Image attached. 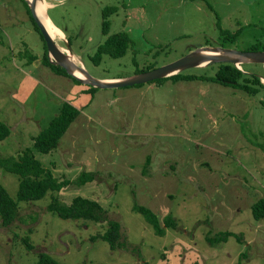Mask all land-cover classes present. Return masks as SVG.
Here are the masks:
<instances>
[{"label":"rangeland","instance_id":"1","mask_svg":"<svg viewBox=\"0 0 264 264\" xmlns=\"http://www.w3.org/2000/svg\"><path fill=\"white\" fill-rule=\"evenodd\" d=\"M46 1L63 34L54 42L68 45L93 76L134 75L199 47L248 51L264 43V0ZM117 33L129 39L125 45L103 44ZM43 54L23 0H0V121L10 130L0 156L29 149L58 181H71L39 200L18 201V175L0 168V185L18 203L10 225L0 218V264H36L41 252L58 264H264V216L251 210L264 199L263 91L166 78L85 92L87 84L44 64ZM246 67L264 71V63ZM63 101L78 115L55 148L40 152L34 137ZM81 172L93 179L75 184ZM76 196L98 201L119 222L120 247L90 239L106 220L62 219L47 208L53 197L68 205ZM135 204L161 225L169 215L175 226L155 234ZM225 231L239 240L232 234L210 243Z\"/></svg>","mask_w":264,"mask_h":264},{"label":"trees","instance_id":"2","mask_svg":"<svg viewBox=\"0 0 264 264\" xmlns=\"http://www.w3.org/2000/svg\"><path fill=\"white\" fill-rule=\"evenodd\" d=\"M25 3L28 11L29 8ZM30 12V11H29ZM35 28L39 31L34 19L32 18ZM40 32V31H39ZM103 33L107 34V21L106 16L103 15ZM41 34V33H40ZM42 37V36H41ZM43 40V38H42ZM124 34H109L103 44L113 45H125L128 42ZM44 44L43 63L50 65L53 70L62 74L69 75L72 79L79 82V80L68 74L65 69L60 65H54L49 61L47 50ZM125 50V48H123ZM249 50H264V43L260 45H252ZM112 55H117V51L110 52ZM34 59V58H33ZM31 59L30 61H33ZM247 63L241 64L240 68L233 63H214L204 67H200L199 74L190 73L188 70L181 71L176 74H170L168 76L156 78L153 80L172 79L174 81L179 79H206L214 82H218L224 85H230L235 88H239L250 95H255L260 91L264 93V82L261 80L264 77V71L262 75L256 71L246 67ZM152 67H148L144 71L149 70ZM211 68L212 72L208 73V69ZM264 70V69H263ZM152 80V81H153ZM141 84V83H138ZM97 89L95 86H88V91H94ZM264 102V101H262ZM79 110L76 106L68 101H63L60 105L59 111L49 120L47 126L34 137V148L40 152L47 153L49 150L55 148L59 139L67 130L69 124L77 116ZM9 127L4 122L0 121V140L9 136ZM21 155L15 157L0 156V168L6 171L13 172L18 175L19 186L17 190L18 201H35L41 199L48 190L59 191L63 187H66L71 183L70 180L63 179L58 181L49 170H45L40 162L34 158L29 149H25ZM93 173L81 172L78 178L74 181L77 185H82L86 181L93 179ZM48 210L54 212L58 217L62 219H89L92 221L106 220L107 225L103 232L90 236L91 240L102 239L107 242L109 248L114 250L121 245L120 241V225L115 219H108L106 211L100 205L98 201L93 199L76 196L68 205H61L58 203L55 197L47 206ZM134 210L143 214L145 219L150 223L155 234L162 235L164 233V227H174L175 223L173 219L167 215L164 217V225L159 222L157 214L144 205H134ZM253 216L255 218H261L264 216V199H259L251 206ZM18 203L7 192V190L0 185V218L3 225L8 226L14 221L17 216ZM234 234L239 240V236L233 232L225 231L217 234L216 236L209 238L210 243L215 244L219 242H225L230 235ZM27 248H32V245L27 242ZM36 264H58L47 253H38V260ZM239 264V263H238Z\"/></svg>","mask_w":264,"mask_h":264},{"label":"water","instance_id":"3","mask_svg":"<svg viewBox=\"0 0 264 264\" xmlns=\"http://www.w3.org/2000/svg\"><path fill=\"white\" fill-rule=\"evenodd\" d=\"M24 1L44 40L49 61L54 65L62 66L68 74L75 76L80 83L98 88L134 85L170 74H176L190 68L204 67L214 63H233L239 68L244 63H264V50L239 51L219 46H206L196 48L174 61L147 71H140L134 75L131 74L117 79H102L89 74L82 65H78L70 59L72 49L68 45L65 44L66 51H63L56 45L46 26L36 15L37 0Z\"/></svg>","mask_w":264,"mask_h":264},{"label":"bare ground","instance_id":"4","mask_svg":"<svg viewBox=\"0 0 264 264\" xmlns=\"http://www.w3.org/2000/svg\"><path fill=\"white\" fill-rule=\"evenodd\" d=\"M47 5H48V3L46 0H37V2H36V15L44 23L48 32L51 34L53 40L55 38V34H59V36L63 37V34L55 26H53V24L49 20L47 13H46ZM56 45L58 46V44H56ZM62 50L66 51V49H62ZM70 59H72L74 61L73 54L70 55Z\"/></svg>","mask_w":264,"mask_h":264},{"label":"crops","instance_id":"5","mask_svg":"<svg viewBox=\"0 0 264 264\" xmlns=\"http://www.w3.org/2000/svg\"><path fill=\"white\" fill-rule=\"evenodd\" d=\"M53 5V4H52ZM51 5V6H52ZM48 6V5H47ZM27 8V7H26ZM47 8V7H46ZM31 14V13H30ZM49 18V17H48ZM49 20L51 21V19L49 18ZM51 23L53 24V26H55L58 30H60L52 21H51ZM61 31V30H60ZM62 32V31H61ZM95 77H99V78H102V79H117V78H121V75H103V76H95ZM122 77H124V75L122 76ZM84 84V83H83ZM88 84H87V86H84L83 88H82V90L84 91L85 90V92H89L87 89H88ZM60 108V107H59ZM58 111H59V109H58ZM57 111V112H58ZM78 115V114H77ZM75 119V118H74Z\"/></svg>","mask_w":264,"mask_h":264}]
</instances>
